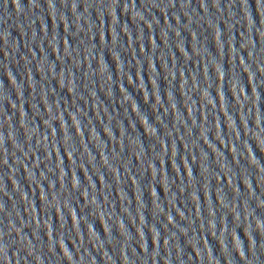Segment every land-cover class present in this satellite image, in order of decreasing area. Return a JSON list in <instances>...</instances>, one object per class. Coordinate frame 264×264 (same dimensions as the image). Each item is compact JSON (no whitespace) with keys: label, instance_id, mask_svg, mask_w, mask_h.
<instances>
[{"label":"water","instance_id":"1","mask_svg":"<svg viewBox=\"0 0 264 264\" xmlns=\"http://www.w3.org/2000/svg\"><path fill=\"white\" fill-rule=\"evenodd\" d=\"M0 264H264V0H0Z\"/></svg>","mask_w":264,"mask_h":264}]
</instances>
